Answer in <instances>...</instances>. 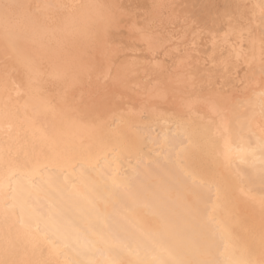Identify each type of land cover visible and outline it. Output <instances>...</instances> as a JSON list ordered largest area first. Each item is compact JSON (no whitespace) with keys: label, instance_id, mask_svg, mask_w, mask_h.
Wrapping results in <instances>:
<instances>
[{"label":"bare ground","instance_id":"1","mask_svg":"<svg viewBox=\"0 0 264 264\" xmlns=\"http://www.w3.org/2000/svg\"><path fill=\"white\" fill-rule=\"evenodd\" d=\"M0 264H264V0H0Z\"/></svg>","mask_w":264,"mask_h":264},{"label":"rangeland","instance_id":"2","mask_svg":"<svg viewBox=\"0 0 264 264\" xmlns=\"http://www.w3.org/2000/svg\"><path fill=\"white\" fill-rule=\"evenodd\" d=\"M184 1H187V0H184ZM250 6V5H249Z\"/></svg>","mask_w":264,"mask_h":264}]
</instances>
